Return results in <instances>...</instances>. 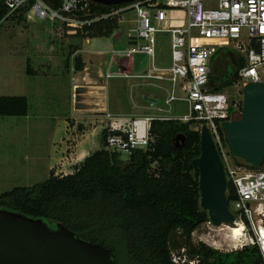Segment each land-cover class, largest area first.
I'll list each match as a JSON object with an SVG mask.
<instances>
[{
  "label": "trees",
  "instance_id": "16d2710c",
  "mask_svg": "<svg viewBox=\"0 0 264 264\" xmlns=\"http://www.w3.org/2000/svg\"><path fill=\"white\" fill-rule=\"evenodd\" d=\"M47 1L54 7L59 5L58 0ZM90 5L92 16L82 12L71 15L78 21L91 20L89 24L37 22L52 31L49 38L59 32L53 51L62 53V30L77 41H72L57 61L46 59L45 69L28 59V76L68 74L71 62L76 72L84 71L78 53L81 42L108 38L120 27V17L112 15L119 7ZM7 13L0 3V26ZM12 19L26 21L22 14ZM244 64L240 54L220 49L212 63L215 90L239 83L238 71ZM29 112L26 96H0V117H27ZM102 135L104 148L87 156L72 174L56 176L51 171L44 182L8 190L0 194V209L61 223L82 239L110 249L116 264H264L257 245L224 253L202 242L193 243L194 232L210 219L201 208L199 170L192 165L201 155V136L192 123L154 119L148 148L132 151L125 161L122 154L105 149L107 131ZM227 199L229 207L237 199L231 182Z\"/></svg>",
  "mask_w": 264,
  "mask_h": 264
},
{
  "label": "built area",
  "instance_id": "2783aa9c",
  "mask_svg": "<svg viewBox=\"0 0 264 264\" xmlns=\"http://www.w3.org/2000/svg\"><path fill=\"white\" fill-rule=\"evenodd\" d=\"M58 1L59 5L54 7L47 0H0L8 9L2 22L21 14L33 23L60 20L84 25L92 22L71 18L81 12L86 17L92 16L91 1ZM131 10L136 13L135 28L129 30L124 47L109 52L110 67L101 75L100 86L127 76L122 71L111 70L114 62H136L138 56L148 58L147 73L141 77L170 85L166 104L179 100L189 106L188 115L175 119L192 123L200 135L203 128L208 129L227 181L235 188L237 199L231 204L235 212L233 224L240 222L245 226L246 241L229 252L257 245L264 260V164L252 168L232 157L224 124L233 121L234 111L228 96L216 91L211 80L213 60L220 49L226 48L244 59V66L238 71L244 88L251 83H264V0H137L119 7L112 15L119 16L121 24L123 13ZM179 12L184 16L176 19L175 14ZM162 39L170 47L169 66L159 64L158 47ZM178 89L183 96H178ZM155 104L154 101L152 106ZM154 119L158 118L142 117L129 122L112 118L106 129L105 149L127 155L147 149Z\"/></svg>",
  "mask_w": 264,
  "mask_h": 264
},
{
  "label": "rangeland",
  "instance_id": "374dc122",
  "mask_svg": "<svg viewBox=\"0 0 264 264\" xmlns=\"http://www.w3.org/2000/svg\"><path fill=\"white\" fill-rule=\"evenodd\" d=\"M183 16L182 12L175 14L176 19ZM135 19L136 13L133 10L124 12L122 19L124 22L113 35L108 38L84 39L78 53L82 56L86 69L73 81H71L73 76L79 74L74 70L73 62L68 74L45 75L42 72L43 74L30 77L26 74V61L32 60L45 69L43 63L46 59L57 61L61 55L63 56L64 51L67 53L68 45L77 40L65 36L62 30L63 43L60 53L52 50L59 39L57 30L49 38L48 35L52 31H46L41 23L17 19L1 23L0 96H28L30 118L0 117V194L15 187H30L44 182L51 171H54L56 176L74 172L71 171L74 169L73 166L69 164L64 166L63 163L49 170V163L54 154H58V158H61L62 146L66 149L63 156H67L76 145L77 136L83 134L86 129L98 128L91 137L97 141L99 145L97 149L104 148L102 132L109 127V124L100 123L99 121H103L104 118L95 114H106L99 110L103 107L106 98L102 100L99 94L87 93V91L94 90L92 87H101V75H104L110 67L109 52L127 44V34L129 30L135 28ZM52 38H55L56 42L52 43ZM158 49L159 64L169 66L171 64L169 44L162 39ZM148 66L149 61L146 56L136 57V62L128 60L113 63L111 70L122 71L127 76L105 82L106 91L97 90L107 97L106 103L111 112L109 115L119 118L118 115L122 114L127 116L139 114L158 119H175L188 115L189 106L185 102L177 100L166 104L170 96V85L166 81L141 77L146 75ZM262 72L264 73V67ZM213 80V85H217L215 83L217 79ZM73 83L78 85L75 89L80 88L77 95L73 93ZM222 92L231 102L234 111L232 119H239L242 113L241 105L244 102L243 85L239 82L223 89ZM183 95L178 89V96ZM154 101L156 104L152 106ZM95 108L98 110L96 111ZM72 117L83 120L84 124H80L75 132L67 131L66 136L63 132L64 122H74L75 120L70 119ZM93 120L94 122H91ZM60 125L62 128L59 127ZM96 148L93 150L96 151ZM121 158L125 161L128 155L123 153ZM230 211L235 215L231 206ZM229 226L241 230L238 240L232 238L234 234L230 231L225 229L224 232L225 227L204 223L194 232L193 243L202 242L208 247L228 253L233 248L239 247L242 241H246L243 225L240 227L232 223Z\"/></svg>",
  "mask_w": 264,
  "mask_h": 264
},
{
  "label": "water",
  "instance_id": "95a60500",
  "mask_svg": "<svg viewBox=\"0 0 264 264\" xmlns=\"http://www.w3.org/2000/svg\"><path fill=\"white\" fill-rule=\"evenodd\" d=\"M105 7H121L137 0H89ZM233 156L254 168L264 161V83L244 88L241 117L224 124ZM201 155L192 165L199 170L201 208L210 223L235 222L227 199V177L207 128L201 133ZM0 264H116L105 246L86 241L61 223H48L0 209Z\"/></svg>",
  "mask_w": 264,
  "mask_h": 264
},
{
  "label": "crops",
  "instance_id": "0c3cea01",
  "mask_svg": "<svg viewBox=\"0 0 264 264\" xmlns=\"http://www.w3.org/2000/svg\"><path fill=\"white\" fill-rule=\"evenodd\" d=\"M86 69V68H85ZM79 74L78 75H75L73 76L72 80L73 81L74 79H76L77 76L79 75H82L84 72H78ZM72 84V82H71ZM74 89H73V93L75 95H77V92L79 89H75L78 87V85L74 84ZM92 91H90V89L87 91V93H92V94H99L101 97L102 100H104L105 98V102L103 103V107L99 110H102V112H106V114H95L96 116H100L101 118H104L102 119L103 121H99L100 123L101 122H105L106 124H109L111 119H120L122 120L123 122H129L131 119H135V118H142V117H145V115H139V114H132V115H118L119 118H115V117H111V115H109L111 112L109 111L108 109V106H107V97L104 93H99L97 90L98 89H101L102 91H106L105 87H92ZM96 89V90H95ZM29 100V97L26 96ZM103 97V98H102ZM76 101H77V98H76ZM30 102V101H29ZM103 102V101H102ZM30 104V103H29ZM94 109V108H93ZM95 110L97 111L98 109L95 108ZM79 111V110H78ZM79 115V113H77ZM76 114V115H77ZM82 116V115H81ZM112 116H114L112 114ZM27 119L30 118V112H29V115L27 117H25ZM83 118V117H82ZM71 120H75L74 122H68V121H65L64 122V135L67 136V131H71V132H75L77 128H79L80 124H84L83 123V120H79V119H76L74 117L70 118ZM95 120V119H94ZM91 121V122H94ZM87 126V125H86ZM59 127L62 128V125H60ZM59 129V128H58ZM97 131L98 128L96 129H86L83 134H81L80 136L78 135V139H77V143L76 145L74 146L73 150L67 155V156H63V153L66 151L65 147L62 146V155H61V158H58V154H54L52 157H51V160H50V163H49V170H53L56 166H59L58 164H61L63 163V165H67L69 164L70 166H73L74 169H72L71 171H75V168L87 157L89 156L91 153L95 152L93 149H95L96 147H98L99 145L97 144V141H95L92 137H91V134L94 132V131ZM62 135V134H61ZM65 137V136H64ZM65 139V138H63ZM64 143V142H63ZM97 149V148H96ZM101 148H98L97 150H100ZM96 150V151H97ZM71 174L73 172H70Z\"/></svg>",
  "mask_w": 264,
  "mask_h": 264
},
{
  "label": "bare ground",
  "instance_id": "6f19581e",
  "mask_svg": "<svg viewBox=\"0 0 264 264\" xmlns=\"http://www.w3.org/2000/svg\"><path fill=\"white\" fill-rule=\"evenodd\" d=\"M235 225H239V226L241 227V225H243V224L239 222V223H235ZM221 226H222V227H225V228H224V232H225V229H226V230L230 231L232 234H234V235L232 236V238H234L235 240H238V239H239L238 234L240 233L241 230H236L237 228L234 229V228H232L231 226H229V225H227V224H222ZM243 226H244V225H243ZM240 227H239V228H240ZM244 227H245V226H244ZM220 229H221V228H220ZM237 231H239V232H237ZM262 231H263L262 233H263V235H264V229H263ZM218 232H220V231H218ZM221 232H222V231H221ZM235 235H236L237 237H236ZM234 239H233V240H234Z\"/></svg>",
  "mask_w": 264,
  "mask_h": 264
}]
</instances>
